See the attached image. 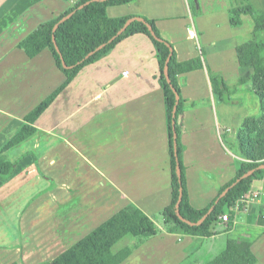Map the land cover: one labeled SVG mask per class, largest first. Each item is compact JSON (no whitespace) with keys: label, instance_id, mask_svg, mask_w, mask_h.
Here are the masks:
<instances>
[{"label":"crops","instance_id":"crops-1","mask_svg":"<svg viewBox=\"0 0 264 264\" xmlns=\"http://www.w3.org/2000/svg\"><path fill=\"white\" fill-rule=\"evenodd\" d=\"M76 1L0 0V151L65 82L45 32ZM234 7L233 0H135L107 9L110 18L155 21L179 62L203 63L179 77L185 177L197 210L212 204L243 161L224 136L242 109L234 111L240 103L233 95L251 75L239 63L244 41L242 27L231 22ZM210 74L229 87L226 101L214 95ZM159 76L151 39L128 37L77 74L36 121L33 137L5 152L19 162L11 179H0V232L14 228L10 240L2 236L10 244L3 263H51L134 205L156 219L158 233L136 250L115 252L119 264H208L231 239L250 241L256 264H264V196H256L264 180L253 183L246 208L225 207L230 222L219 218L211 236L167 231L161 215L172 202V174Z\"/></svg>","mask_w":264,"mask_h":264},{"label":"trees","instance_id":"trees-1","mask_svg":"<svg viewBox=\"0 0 264 264\" xmlns=\"http://www.w3.org/2000/svg\"><path fill=\"white\" fill-rule=\"evenodd\" d=\"M65 1L72 2L74 0ZM133 1L135 0H107L104 2L77 0L71 9L51 22L45 32V37L57 67L64 73L66 80L26 116L25 125L0 151V179H11L19 162H11L5 152L19 146L36 134L37 130L34 126L36 121L77 74L86 66L109 55L117 44L126 38L145 34L155 47L159 63V83L164 92L171 158L172 202L161 216L168 232L183 230L188 235L209 237L212 234L213 224L225 215V207L232 208L236 201L242 197L250 196L253 183L264 180V160L244 152L245 159L241 162L236 178L221 188L218 197L212 204L203 210H197L191 206L185 177L182 142L186 102L181 96L179 77L185 73L202 69L203 63L200 59L179 62L174 46L161 36L155 21L143 16L110 18L107 15L108 7L123 6ZM72 12L74 14L69 17ZM243 16H250L253 20V38L238 47V59L242 68L253 71L254 74L250 80L259 93L264 106V42L259 41L264 32V9L258 11L253 4L234 7L231 10L232 25L241 28ZM127 24L126 30L114 41H110ZM100 46L102 47L98 49ZM93 51L95 53L86 58ZM64 64L68 67L65 68ZM166 65H168L169 78L166 76ZM210 81L214 95L220 101H226L230 95V89L224 79L219 75L210 74ZM178 163L181 177L178 174ZM236 182L237 184L231 188ZM229 188L231 189L222 196ZM181 192L183 197L180 207L177 208ZM212 208L214 210L204 219ZM157 233L156 219L147 216L139 208L131 205L48 264H119V259L114 251L118 243L130 236L135 239L131 250H136ZM251 246L250 241L238 243L231 239L228 241L225 251L208 264H256L257 258L253 254Z\"/></svg>","mask_w":264,"mask_h":264},{"label":"rangeland","instance_id":"rangeland-1","mask_svg":"<svg viewBox=\"0 0 264 264\" xmlns=\"http://www.w3.org/2000/svg\"><path fill=\"white\" fill-rule=\"evenodd\" d=\"M235 7L253 4L258 11L264 9V0H233ZM243 41L244 43L250 41L253 38L252 32L254 29V23L250 16H243ZM259 41L264 42V32L261 34ZM250 72V78L253 76V71L248 69ZM234 100L240 104L233 105L234 111L241 106L238 114L234 113V117L239 119L233 123V129L225 132L226 143L230 149L239 155L243 160L245 159L244 152H248L251 155H255L257 158L264 160V106L259 93L255 90L253 82L250 80L248 85L244 87L236 94L233 95ZM2 210V208H0ZM2 212V211H1ZM6 213V209L3 211ZM14 228L9 225L7 233L0 232V264L3 263V257L1 256L5 249L4 246H10V244H2V236L7 239H11L12 230ZM7 242V241H6ZM135 242V239L128 236L114 248L115 252H121L127 248H131ZM4 245V246H3ZM6 248V254L9 252Z\"/></svg>","mask_w":264,"mask_h":264},{"label":"water","instance_id":"water-1","mask_svg":"<svg viewBox=\"0 0 264 264\" xmlns=\"http://www.w3.org/2000/svg\"><path fill=\"white\" fill-rule=\"evenodd\" d=\"M95 1H101V2H104V1H107V0H95ZM83 7V6H82ZM81 7V8H82ZM74 14V12H72L70 15H69V17L70 16H72ZM127 26H128V24L127 25H125L121 30H120V32L117 34V35H115L110 41H114L119 35H121L125 30H126V28H127ZM57 29V27L55 28V30ZM102 46H100L98 49H100ZM97 49V50H98ZM95 53V51H93V52H91L90 54H88L87 56H86V58H89L91 55H93ZM64 67L65 68H67L68 66L66 65V64H64ZM168 65H166V76H167V78H169L168 77ZM176 110V109H175ZM264 167V166H263ZM178 174H179V177H181V170H180V166H179V163H178ZM245 177V176H244ZM239 181V180H238ZM237 181V182H238ZM237 182L235 183V184H233L232 186H231V188L232 187H234L236 184H237ZM231 188H229L222 196H224ZM182 197H183V194H182V192L180 193V197H179V200H178V202H177V208H179L180 207V203H181V201H182ZM214 210V208H212L210 211H209V213L208 214H206L205 215V217H204V219L212 212Z\"/></svg>","mask_w":264,"mask_h":264},{"label":"built area","instance_id":"built-area-1","mask_svg":"<svg viewBox=\"0 0 264 264\" xmlns=\"http://www.w3.org/2000/svg\"><path fill=\"white\" fill-rule=\"evenodd\" d=\"M256 196H264V188L256 193ZM253 198H250V196L248 197H242L241 199H239L238 201H236V203L234 204V206L231 208L233 211L235 212H240L241 210H243L244 208L247 207L249 201H251ZM222 221L224 222H230V215L229 213L223 215L222 217H220Z\"/></svg>","mask_w":264,"mask_h":264}]
</instances>
